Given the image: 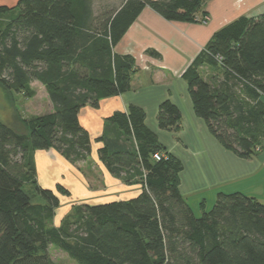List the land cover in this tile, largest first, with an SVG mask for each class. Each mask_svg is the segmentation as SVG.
<instances>
[{"label": "trees", "instance_id": "trees-1", "mask_svg": "<svg viewBox=\"0 0 264 264\" xmlns=\"http://www.w3.org/2000/svg\"><path fill=\"white\" fill-rule=\"evenodd\" d=\"M205 0H18L0 5V85L29 92L45 86L53 111L15 122L0 120V264H53L55 246L78 264H264V201L220 192L197 215L180 190L182 160L131 104L107 118L120 136L96 141L100 161L127 184H141L127 200L74 205L59 225V184L43 187L35 153L54 149L71 162L92 153L80 111L126 93L138 71L131 54L115 47L149 6L166 20L192 21ZM15 8L13 18L2 16ZM147 52L160 57L156 50ZM213 68L214 83L200 69ZM194 111L211 134L242 159L264 140V14L240 16L219 29L183 73ZM182 110L171 99L158 108L160 129H178ZM155 153L166 158L154 159ZM60 192V193H59Z\"/></svg>", "mask_w": 264, "mask_h": 264}, {"label": "crops", "instance_id": "crops-1", "mask_svg": "<svg viewBox=\"0 0 264 264\" xmlns=\"http://www.w3.org/2000/svg\"><path fill=\"white\" fill-rule=\"evenodd\" d=\"M261 14H264V0H205L196 19L183 22L166 20L151 7H145L115 47L117 53L131 54L136 59L138 71L133 74L130 90L103 99L98 108L86 106L79 114L81 124L92 137L89 158L97 162L104 181H95L96 176L91 174L92 180L86 182L78 168L56 150L48 149L35 154L39 183L53 190L61 184L74 194L76 199L68 205L67 212L78 204L135 197L142 185L118 181L100 161L98 149L102 143L96 139L104 133L120 136L119 129L106 120L117 111H127L131 104L143 107L147 125L163 135L155 117L160 103L171 99L181 108L183 117L180 127L170 130L177 142L164 145L184 162L180 190L194 212V203L200 212L202 206L207 207L208 193L217 196L220 192L240 191L264 201V145L249 159L239 158L225 148L211 134L205 120L196 115L183 78L186 68L219 29L240 16ZM149 49L161 56L149 54ZM200 71L214 83L222 78L209 66H202ZM114 185H118L117 190Z\"/></svg>", "mask_w": 264, "mask_h": 264}, {"label": "rangeland", "instance_id": "rangeland-1", "mask_svg": "<svg viewBox=\"0 0 264 264\" xmlns=\"http://www.w3.org/2000/svg\"><path fill=\"white\" fill-rule=\"evenodd\" d=\"M118 1L119 0H96L98 5H104L108 3L118 4ZM17 3H18V0H0V5H7L10 7H15ZM17 12H18V9L15 8L14 10H11L9 13H7L5 16L3 15L2 17L4 19L13 18L15 14H17ZM218 75L220 76L221 73H219ZM51 111H53V104L49 98V95H48V92L45 86L42 85L41 83L37 81L32 82L29 92L10 91L0 85V120L6 123L15 122L19 128H21L24 131H27V128L24 124L25 119L27 120L31 117L46 114ZM155 118L157 119V115ZM162 130L164 133L163 135L157 133L159 135L160 142H162L163 144H168V146H170L174 142L175 143L177 142V137L175 139V136L171 134L170 130H164V129ZM262 145H264V140H263ZM185 160L187 162V159ZM69 162L73 164L76 168H78V170L82 173V175L86 177V180H87L86 182L89 183V181L92 180V177H90L91 174L96 176L97 179H95V181L96 180L97 182L104 181V177L102 176L100 167L97 165V162L93 158L90 159L89 157H87L85 161L76 162V163L71 162V161ZM117 179L118 181L121 180L120 178H117ZM125 184L130 185L127 183ZM118 185H114V189H116ZM212 194L210 195L208 193L205 196L207 198V207H206L207 210H211L216 202L217 196L215 195L212 196ZM59 197L61 200V206L57 210V213L54 219V223L56 225L60 224L63 218L67 214L72 212V210H69L67 212V208H68V205L71 204L72 201L76 199L74 197V194L72 195V193L67 194V193L62 192L59 194ZM194 206H195L194 209H195L196 214L198 216L201 215V212H200V209H198L197 203H194ZM49 254L51 256L53 264H78L73 259H71L64 251H62L61 249L55 246H51L49 248Z\"/></svg>", "mask_w": 264, "mask_h": 264}, {"label": "built area", "instance_id": "built-area-1", "mask_svg": "<svg viewBox=\"0 0 264 264\" xmlns=\"http://www.w3.org/2000/svg\"><path fill=\"white\" fill-rule=\"evenodd\" d=\"M167 156L163 153H155L154 154V159L156 160H161L162 158H166Z\"/></svg>", "mask_w": 264, "mask_h": 264}]
</instances>
